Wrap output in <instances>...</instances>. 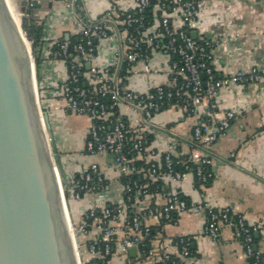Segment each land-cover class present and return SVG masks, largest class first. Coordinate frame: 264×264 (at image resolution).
<instances>
[{
	"label": "built area",
	"instance_id": "built-area-1",
	"mask_svg": "<svg viewBox=\"0 0 264 264\" xmlns=\"http://www.w3.org/2000/svg\"><path fill=\"white\" fill-rule=\"evenodd\" d=\"M133 1V5L123 11L116 10L109 3L94 21L79 17L76 34L80 35V42L69 51V41L60 40L56 43L57 49L51 52L52 57L61 59L67 69V76L59 85L64 110L86 116L89 120L84 140L86 151L91 155H113V164L119 174L116 199L111 205L104 203L88 208L74 229L84 235L92 227L99 230V234L88 241L87 252L90 258H103L100 264H109L114 250L126 254L131 247H135L142 259H146V254L150 256L152 264H177L178 260L191 255L190 238H180L178 243L175 242L179 249L177 255L164 250L152 255L149 249L146 252L144 248L150 232V226L144 220L147 216H163L165 220L172 221L174 216L185 211H203L204 230L209 238L216 239L222 227L231 226L251 264H264L262 252L254 247L256 227L246 223L241 214L232 213L229 208L216 210L207 204L187 202L175 191L169 190L165 195L148 193L146 182L138 183L130 177L131 174L142 173L145 179L181 181L190 174L198 181L199 188L205 187L211 163L207 156L193 159L186 155L185 159H179L181 154L174 155L169 151L163 154L164 169L160 170V157L150 146V120L155 113L169 107H177L186 117L197 116L199 120L191 127L192 145L208 147L226 132L235 116V111L228 109L212 123L210 103L213 97L230 85L259 81L264 77V66L239 69L224 77L216 75L211 64L212 49L229 42L237 34L230 32L215 38L192 36L198 9L210 0ZM152 1L153 11L158 14L147 25L145 11ZM112 37L123 39L125 51L115 52L109 64L100 69L90 66L84 73L90 87L81 86L78 70L83 60L90 64L94 53L93 42ZM151 51H160L171 57L168 80L145 93H137L126 85L127 68L124 65L141 62L143 71H149L147 60ZM105 98L109 101L108 106ZM169 99L174 102L168 104ZM164 105L167 106L163 108ZM113 108H116L117 115L112 112ZM174 157L178 159L174 161ZM139 161L147 164V169L138 167ZM174 164L183 165V171L174 170ZM122 176H128L124 183L120 182ZM105 187L104 175L98 165L91 162L84 170L82 182L74 187L72 197L80 200L83 197L81 193H100ZM131 188L142 195L129 203L132 198L127 193ZM157 196H162L161 205L150 199ZM97 207L100 210L96 216ZM89 218L91 223L87 221Z\"/></svg>",
	"mask_w": 264,
	"mask_h": 264
},
{
	"label": "crops",
	"instance_id": "crops-1",
	"mask_svg": "<svg viewBox=\"0 0 264 264\" xmlns=\"http://www.w3.org/2000/svg\"><path fill=\"white\" fill-rule=\"evenodd\" d=\"M36 3L37 7H30L28 12L30 23L41 28L37 88L41 104L48 115L54 116L55 123L50 124L59 153L64 157V172L71 177L94 162L107 182L102 192L70 201L69 211L77 224L88 208L116 199L119 174L113 164V155H91L86 151L84 140L88 118L64 110L59 85L65 80L67 69L61 59L52 57V48L61 38L77 35L79 17L94 21L109 3L116 10L123 11L134 1L37 0ZM192 32L209 38L230 32L237 34L229 42L212 49L211 64L219 77L239 69L264 66V0H210L199 7ZM117 51H125L121 37L96 40L90 64L86 62L87 69L108 65ZM170 60V56L160 51H151L147 60L149 71H143L141 62L124 65L127 68L126 85L137 93H145L156 85L165 84ZM210 105L212 123L226 110L235 111L229 128L213 144L208 147L192 145L191 127L199 117H186L177 107H169L155 113L150 120V146L158 158L169 151L174 155H190L193 159L209 157L211 181L207 186L199 188L190 174L181 181L166 179V185L170 191L181 193L191 202L207 204L216 210L229 208L232 213L241 214L246 223L256 227L255 244L264 255V77L257 82L230 85L219 90ZM150 199L156 205L163 203L162 196ZM144 223L155 228L149 248L152 255L162 250L177 255L179 249L174 239L189 237L193 252L182 259L183 264H248L233 227H222L216 239L205 234L203 211H185L167 222H161L158 216H147ZM98 234L99 230L92 227L81 240H89ZM109 264L152 263L147 254L146 259H142L138 251L121 254L114 250Z\"/></svg>",
	"mask_w": 264,
	"mask_h": 264
},
{
	"label": "water",
	"instance_id": "water-1",
	"mask_svg": "<svg viewBox=\"0 0 264 264\" xmlns=\"http://www.w3.org/2000/svg\"><path fill=\"white\" fill-rule=\"evenodd\" d=\"M16 2L23 14L37 7V0ZM29 28L25 17L27 39ZM30 51L0 0V264H81L66 215L67 175L49 115L41 114Z\"/></svg>",
	"mask_w": 264,
	"mask_h": 264
},
{
	"label": "trees",
	"instance_id": "trees-1",
	"mask_svg": "<svg viewBox=\"0 0 264 264\" xmlns=\"http://www.w3.org/2000/svg\"><path fill=\"white\" fill-rule=\"evenodd\" d=\"M153 5H154V1H152L150 3V5L146 8V11H145L146 24L147 25H150L152 23V21L154 20L155 15L158 14V13H156V14L154 13ZM29 33H30V35H29L30 39L32 40V48L34 49V62H35V66H36V75L38 77V68L40 67V65H39L38 48H39V46L41 44V28L38 27V26L33 25L32 23H30ZM61 40H64V38H61ZM67 40L69 41L68 50L71 51L73 45H75V44L80 42V35L77 34L76 36L70 37ZM95 44H96V42H93V44H92V46L94 48H95ZM56 49H57V46L55 44V46H53L52 50H56ZM78 71H80V73H81L79 75V84L81 86L90 87V85L88 84V82L86 80V77L84 75V73L86 71H88V69L86 67V61L85 60L82 61V64H81V66H80ZM104 101H105L106 105L108 106L109 105V101L106 98L104 99ZM172 102H174L173 99H169L168 100V104L172 103ZM166 106L167 105H164L163 108H165ZM111 110H112V112L115 113V115H117L116 108H113ZM185 158H186V155H183V154H181L180 157H179V159H185ZM177 159H178V157H174L173 158L174 161L177 160ZM137 166L138 167H143V168H146V169L148 167L147 164H144V163H142L140 161L137 163ZM159 167H160V170L164 169L163 154L160 156ZM190 167L194 168V165L190 164ZM173 169L177 170V171H183V165L174 164ZM83 174H84V171H82L80 173L76 172L71 177L62 178L63 192H64V196H65V199H66L68 207H69V200L68 199H69V197H72V191H73L74 187L76 186V184L78 182L79 183L82 182ZM130 177L133 180H136L138 183L146 182L147 183L146 192H148V193H153V194L158 193V194H161V195H165L169 191V187L166 185L165 180L162 179V178L148 179L146 177V179H145L143 177L142 173H134V174H131ZM127 179H128V176H122V177H120V182L124 183V182H126ZM210 181H211V175L207 178V180L205 182L206 186L210 183ZM194 183L197 186L199 184L198 181L196 180V178L194 179ZM81 194H82V196H84V193H81ZM127 194H130V196L132 198V201H130L129 203H132L136 199H139L141 197V195H142L138 190L133 189V188H131V190L128 191ZM177 194L180 197L184 198L187 202L189 201V199L186 196H183L181 193H177ZM73 200H75V199H73ZM105 204L106 205H111V202H106ZM99 210H100L99 207L95 208V215L96 216L99 214ZM128 213L131 214L130 213V209L128 210ZM174 218H175V216H174ZM91 220H92L91 218L87 219V221L90 222V223H91ZM160 221L161 222H167L168 220H165L163 218V216H162L160 218ZM149 231H150L149 232V237L146 239V245L144 247V248H146V252L150 248V240L155 234V228L150 226V230ZM76 234L78 235V241H79V245H80V252H82V254L80 255L81 264H100L101 260L103 258L102 259L100 257L99 258H90L89 254L87 252L88 241L91 238L89 240L82 241L81 237L84 234L78 229H76ZM180 238H184L185 239L186 237H179V238L174 239V241L176 243H178ZM253 239H254V243H255L256 238H255L254 235H253ZM190 241H191V239H190ZM189 248H190V252L192 254L193 249H192V243L191 242H190ZM262 257L264 258L263 253H262ZM247 259H248V264H251V259L250 258H247ZM162 264H167V262H164ZM177 264H183L182 260L181 261L178 260Z\"/></svg>",
	"mask_w": 264,
	"mask_h": 264
},
{
	"label": "rangeland",
	"instance_id": "rangeland-1",
	"mask_svg": "<svg viewBox=\"0 0 264 264\" xmlns=\"http://www.w3.org/2000/svg\"><path fill=\"white\" fill-rule=\"evenodd\" d=\"M29 9H30V7L28 8V10H27V12H25V14H24V16H23V18H25V17H29ZM19 18H21V15H19ZM23 27V19H22V23H21V28ZM30 35V33L28 34V36ZM28 41L29 42H26L27 43V46H28V50H29V47H30V52H31V57H33V65H34V68H35V71H36V66H35V62H34V49L32 48V40L30 39V36H29V38H28ZM36 82H37V75H36ZM37 95H38V101H39V106H40V110H41V114L43 113V112H47V110H46V108L45 107H43V105L41 104V101H40V98H39V92H38V88H37ZM48 113V112H47ZM49 121H50V123L51 124H54L55 122H54V116L53 115H49ZM50 124V126H52ZM63 124V123H62ZM62 124H60V125H62ZM59 125V126H60ZM52 130V129H51ZM54 130V129H53ZM57 130V129H56ZM52 133H53V131H52ZM53 136H54V134H53ZM54 139H55V137H54ZM56 142V141H55ZM57 146V145H56ZM57 150H58V153H59V147H57ZM60 154V153H59ZM60 157H61V161H63L64 160V157L63 156H61L60 155ZM69 203H70V201H72L73 200V198L72 197H69ZM74 201V200H73ZM65 202H66V199H65ZM66 205H67V202H66ZM67 211H68V217H69V220H70V223H71V230H72V233H73V237H74V239H75V244H76V249H77V252L79 253L80 252V245H79V241H78V235L76 234V231H75V229H74V227L76 228V224H75V222L73 221V218H72V216H71V213H70V211H69V207L67 206ZM80 262H81V260H80Z\"/></svg>",
	"mask_w": 264,
	"mask_h": 264
},
{
	"label": "bare ground",
	"instance_id": "bare-ground-1",
	"mask_svg": "<svg viewBox=\"0 0 264 264\" xmlns=\"http://www.w3.org/2000/svg\"><path fill=\"white\" fill-rule=\"evenodd\" d=\"M6 3H7V6H8V9L10 11V14L12 16V19L14 21V24L16 26V28L20 31L21 35H22V38L24 40V43H25V46L26 48L28 49V46H27V43L26 42H29L28 39L26 38L22 28H21V23H22V19H23V12L19 9V6L16 2V0H6ZM19 15H21V18H19ZM31 58V57H30ZM31 65H32V68H33V64H32V58H31ZM68 211H66V215H67V218L69 220V217H68ZM70 221V220H69ZM76 245V244H75Z\"/></svg>",
	"mask_w": 264,
	"mask_h": 264
}]
</instances>
